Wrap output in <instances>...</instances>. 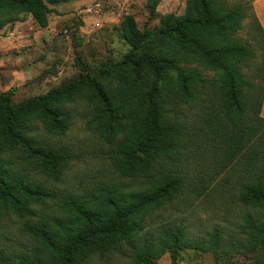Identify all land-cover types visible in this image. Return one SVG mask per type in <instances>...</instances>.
<instances>
[{
  "label": "trees",
  "instance_id": "obj_1",
  "mask_svg": "<svg viewBox=\"0 0 264 264\" xmlns=\"http://www.w3.org/2000/svg\"><path fill=\"white\" fill-rule=\"evenodd\" d=\"M49 1L0 0V29L22 13L31 14L46 26ZM161 1L147 0L150 17ZM246 18H251L253 37L264 45V27L244 0H187L184 14H164L159 27L145 31L137 27L132 16L125 17L122 28L131 49L122 60L109 59L97 73L87 71L76 80L19 102L13 101L11 91L0 93V153L6 142L21 146L30 143V133L36 129L32 118L40 111L49 117L50 128L66 133L70 112L56 103L90 92L94 100L104 104L102 111L109 121L128 120L130 133L117 145L115 165L122 174L137 176L155 170L163 155H172L180 143L176 133L181 112L166 107V92L174 91L176 98L186 102L194 91L218 89L222 112L241 122L236 152L224 164L227 168L237 151H252L255 141L264 146V118L260 115L264 54L256 64L260 78L256 83L242 66L256 57V51L238 37ZM191 63L216 70L220 79L212 83L198 68L190 67ZM111 76L120 84L117 90ZM115 96L119 104L114 102ZM169 111L174 112L172 121L168 120ZM257 153L260 160L250 164L251 178L241 184L238 197L244 206L264 210V148ZM31 154L54 181L61 179L63 167L73 159L66 149L37 147ZM185 184L184 176L166 172L163 183L148 193L125 197L106 191L100 199L111 212L102 217L89 209L90 198L69 194L63 216L34 206L54 197L52 191L0 166V264H155L166 251L170 252L171 264H180V250L196 245L188 242L185 228L178 226L155 236L142 232L146 224L139 218L172 203ZM259 215L248 217L241 231L247 237V248L258 249L264 257V213ZM12 220L18 221V232L27 239L24 249L16 246L20 242L12 236ZM218 232L211 237L210 246H202L212 249L217 260L223 252L233 250L222 247ZM258 264L264 261L259 259Z\"/></svg>",
  "mask_w": 264,
  "mask_h": 264
},
{
  "label": "rangeland",
  "instance_id": "obj_2",
  "mask_svg": "<svg viewBox=\"0 0 264 264\" xmlns=\"http://www.w3.org/2000/svg\"><path fill=\"white\" fill-rule=\"evenodd\" d=\"M237 1L228 0L229 3ZM244 1L262 23L264 0ZM186 5L187 0H162L150 17L147 0H50L46 26H41L31 14L22 13L0 29V93L11 91L13 101L19 102L76 80L87 71L97 73L109 59L120 61L130 51L122 28L125 17L132 16L137 27L145 31L159 27L164 14H184ZM250 21L251 18L244 20L238 37L256 51V57L242 66L250 80L258 83L256 64L263 59L264 45L253 37ZM189 66L198 68L214 84L220 79L216 70L195 63ZM110 79L117 90L120 85L117 79L112 76ZM166 94L169 95L166 107L181 112L176 133L180 143L172 155H163L155 170L137 176L119 171L115 165L117 145L130 133V125L127 119L109 121L102 111L104 104L94 100L90 92L56 103L70 112V127L64 134L50 128L49 117L44 112L34 115L32 122L36 129L30 133V143L21 146L6 142L0 153V166L52 191L54 197H47L44 204L34 206L63 216L66 214L64 201L69 194L90 198L89 209L102 217L111 212L100 199L105 193L125 197L148 193L163 183L164 173L174 172L185 178L182 192L172 203L140 216L139 220L146 224L142 232L157 236L167 229L183 226L188 242L196 245L180 250V264H258L259 259L264 261L258 249L247 248V237L241 231L248 217L258 218L264 210L246 207L238 197L241 184L251 178L250 164H258L260 160L257 151L263 150L262 142L255 141L250 152L237 151L224 168L231 153L236 152L241 122L222 112L219 90L194 91L193 98L186 102L176 98L174 91ZM117 98L115 96L114 102L119 104ZM167 114L172 121L174 112ZM260 115L264 118V100ZM37 147L66 149L72 153L73 159L63 167L59 181L49 177L31 154ZM10 224L12 236L20 242L16 246L24 249L27 239L18 232V221L12 220ZM216 230L222 247L233 249L230 253L223 252L218 260L212 249L202 247L211 245L210 239ZM121 264L124 263L121 261ZM155 264H171L170 252L166 251Z\"/></svg>",
  "mask_w": 264,
  "mask_h": 264
},
{
  "label": "crops",
  "instance_id": "obj_3",
  "mask_svg": "<svg viewBox=\"0 0 264 264\" xmlns=\"http://www.w3.org/2000/svg\"><path fill=\"white\" fill-rule=\"evenodd\" d=\"M260 19H261L262 24H263V26H264V14H263V13H261Z\"/></svg>",
  "mask_w": 264,
  "mask_h": 264
}]
</instances>
